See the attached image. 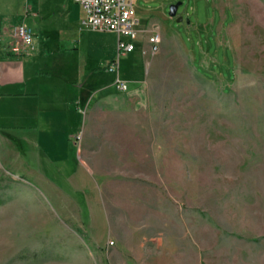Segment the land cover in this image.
Masks as SVG:
<instances>
[{
    "label": "rangeland",
    "instance_id": "rangeland-1",
    "mask_svg": "<svg viewBox=\"0 0 264 264\" xmlns=\"http://www.w3.org/2000/svg\"><path fill=\"white\" fill-rule=\"evenodd\" d=\"M135 13L159 49L88 105L68 160L0 135V264H264V0Z\"/></svg>",
    "mask_w": 264,
    "mask_h": 264
},
{
    "label": "crops",
    "instance_id": "crops-1",
    "mask_svg": "<svg viewBox=\"0 0 264 264\" xmlns=\"http://www.w3.org/2000/svg\"><path fill=\"white\" fill-rule=\"evenodd\" d=\"M83 15L75 0H0V135H20L47 158L68 160L88 105L120 93L117 77L125 79L145 55L143 37L127 53L138 52L134 63L112 84L99 86L93 78L116 58L117 33L92 29ZM18 24L33 29L27 47L12 35ZM72 71H86L83 81H71Z\"/></svg>",
    "mask_w": 264,
    "mask_h": 264
},
{
    "label": "built area",
    "instance_id": "built-area-1",
    "mask_svg": "<svg viewBox=\"0 0 264 264\" xmlns=\"http://www.w3.org/2000/svg\"><path fill=\"white\" fill-rule=\"evenodd\" d=\"M83 10V23L99 31L117 33L118 54L108 67L110 71H119L120 57L138 48L145 37L147 45L140 49L143 54L154 53L159 49L161 33L156 25L144 27L135 13V0H75ZM16 43L27 47L33 40V29L25 24H18L12 29ZM120 91L128 90V82L117 77Z\"/></svg>",
    "mask_w": 264,
    "mask_h": 264
},
{
    "label": "water",
    "instance_id": "water-1",
    "mask_svg": "<svg viewBox=\"0 0 264 264\" xmlns=\"http://www.w3.org/2000/svg\"><path fill=\"white\" fill-rule=\"evenodd\" d=\"M182 2L181 1H178V2H175L173 4L170 5V9H169V14L170 16H176L177 15V10H178V7L179 5L181 4ZM180 18L182 19L183 17L180 16Z\"/></svg>",
    "mask_w": 264,
    "mask_h": 264
},
{
    "label": "flooded vegetation",
    "instance_id": "flooded-vegetation-1",
    "mask_svg": "<svg viewBox=\"0 0 264 264\" xmlns=\"http://www.w3.org/2000/svg\"><path fill=\"white\" fill-rule=\"evenodd\" d=\"M173 17H175V16H173Z\"/></svg>",
    "mask_w": 264,
    "mask_h": 264
}]
</instances>
